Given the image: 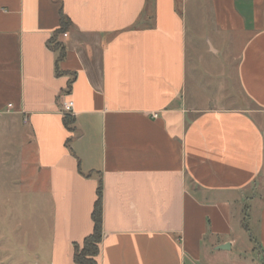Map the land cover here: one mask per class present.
Here are the masks:
<instances>
[{
	"label": "crops",
	"instance_id": "0c3cea01",
	"mask_svg": "<svg viewBox=\"0 0 264 264\" xmlns=\"http://www.w3.org/2000/svg\"><path fill=\"white\" fill-rule=\"evenodd\" d=\"M61 11L73 26L57 64ZM193 11L245 38L243 100L190 89ZM203 35V53L226 48ZM18 116L53 207L34 264H76L100 180L99 264H264V0H0V122L15 139Z\"/></svg>",
	"mask_w": 264,
	"mask_h": 264
},
{
	"label": "rangeland",
	"instance_id": "374dc122",
	"mask_svg": "<svg viewBox=\"0 0 264 264\" xmlns=\"http://www.w3.org/2000/svg\"><path fill=\"white\" fill-rule=\"evenodd\" d=\"M197 24L201 26L196 28ZM213 26L209 19L199 21L194 11L189 16V56L197 48L202 60L189 64V75L192 69L194 72L189 87L197 90L200 82L208 88L201 102H208L205 99L209 96L210 100L218 98L217 102L225 99L222 105L234 104L244 99L236 75V58L245 38L219 35ZM203 32L215 46L226 48L217 56L203 53L204 48L210 47ZM6 124L0 122V263L34 264L35 254L44 252L45 239L50 235L53 207L50 196L41 193L42 179L36 178L35 148L26 145V141H31L25 136L30 127L18 116L15 139L12 133L3 130Z\"/></svg>",
	"mask_w": 264,
	"mask_h": 264
},
{
	"label": "trees",
	"instance_id": "16d2710c",
	"mask_svg": "<svg viewBox=\"0 0 264 264\" xmlns=\"http://www.w3.org/2000/svg\"><path fill=\"white\" fill-rule=\"evenodd\" d=\"M73 26L70 18L65 15L63 11L60 12V26L55 31L54 35L49 41V46L52 49L59 51V56L57 59V64L65 56V47L62 42L58 41V36L67 32ZM57 74L61 72L57 68ZM63 122L65 127L73 132L75 131V119L69 114H64ZM73 137L67 139V146H70V142ZM97 200L94 204V209L92 212L93 220V231L90 235L85 237L82 244L75 245V254L74 260L76 264H99L98 257L101 252V242L103 238V184L102 181H99V187L97 189ZM245 228L248 230V226L245 225ZM252 238V236H251ZM253 239V238H252Z\"/></svg>",
	"mask_w": 264,
	"mask_h": 264
},
{
	"label": "built area",
	"instance_id": "2783aa9c",
	"mask_svg": "<svg viewBox=\"0 0 264 264\" xmlns=\"http://www.w3.org/2000/svg\"><path fill=\"white\" fill-rule=\"evenodd\" d=\"M62 106H63L64 114L73 115V107H74L73 101H71V100L64 101ZM153 115H154V117L158 116L157 113H154Z\"/></svg>",
	"mask_w": 264,
	"mask_h": 264
},
{
	"label": "water",
	"instance_id": "95a60500",
	"mask_svg": "<svg viewBox=\"0 0 264 264\" xmlns=\"http://www.w3.org/2000/svg\"><path fill=\"white\" fill-rule=\"evenodd\" d=\"M229 245H223L221 248H225V247H228Z\"/></svg>",
	"mask_w": 264,
	"mask_h": 264
}]
</instances>
